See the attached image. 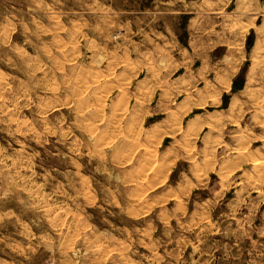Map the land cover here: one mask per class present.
<instances>
[{"label":"rangeland","instance_id":"1","mask_svg":"<svg viewBox=\"0 0 264 264\" xmlns=\"http://www.w3.org/2000/svg\"><path fill=\"white\" fill-rule=\"evenodd\" d=\"M259 162L264 0H0V264H264Z\"/></svg>","mask_w":264,"mask_h":264},{"label":"crops","instance_id":"2","mask_svg":"<svg viewBox=\"0 0 264 264\" xmlns=\"http://www.w3.org/2000/svg\"><path fill=\"white\" fill-rule=\"evenodd\" d=\"M147 6H144V9H146ZM156 31H160L159 29H155ZM174 33H175V39H176V42H177V46H179L180 48H185V47H189V44L187 46V43H186V35H180L181 33L178 31V29L174 30ZM187 50L189 52H191V48H187ZM200 67V65H199ZM196 72V69H193V72ZM199 73H200V70H198ZM244 148H240V149H236L234 150L232 153L233 155L236 157V158H239V159H247V155L246 153L243 151ZM243 151V152H242ZM240 152L243 153L240 155Z\"/></svg>","mask_w":264,"mask_h":264},{"label":"bare ground","instance_id":"3","mask_svg":"<svg viewBox=\"0 0 264 264\" xmlns=\"http://www.w3.org/2000/svg\"><path fill=\"white\" fill-rule=\"evenodd\" d=\"M244 151H245V150H244ZM242 152H243V151H242ZM240 154H243V153L240 152ZM247 154H248V153H247ZM255 161H256V160H255ZM257 161H258V160H257ZM259 163H260V162H259ZM257 164H258V163H257ZM259 166L264 167V166L262 165V163H260Z\"/></svg>","mask_w":264,"mask_h":264}]
</instances>
